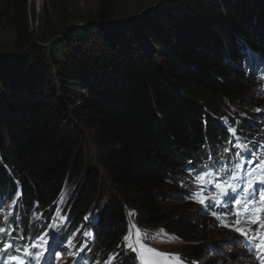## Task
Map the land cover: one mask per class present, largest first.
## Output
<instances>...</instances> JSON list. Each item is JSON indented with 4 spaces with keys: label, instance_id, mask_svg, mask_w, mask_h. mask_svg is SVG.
<instances>
[{
    "label": "trees",
    "instance_id": "obj_1",
    "mask_svg": "<svg viewBox=\"0 0 264 264\" xmlns=\"http://www.w3.org/2000/svg\"><path fill=\"white\" fill-rule=\"evenodd\" d=\"M163 3L149 23L122 28L103 24L114 14L104 0L81 29L69 27L72 17L58 1L67 36L52 52L39 45L62 37L49 12L38 14L28 0H0V27L14 30L21 54L0 57V183L14 189L17 180L25 207L38 202L45 211L74 178L85 180L84 201L110 186L118 197L93 209L101 215L96 250L103 256L126 236L123 200L147 225L167 223L181 201L184 166L206 140L214 146L225 135L208 109L233 121L225 111L252 83L230 67L244 58L236 41L264 56V0ZM262 104L249 105L244 119H254ZM82 214L76 209L72 219ZM175 227L188 235L179 222ZM183 257L198 262L194 250Z\"/></svg>",
    "mask_w": 264,
    "mask_h": 264
},
{
    "label": "rangeland",
    "instance_id": "obj_2",
    "mask_svg": "<svg viewBox=\"0 0 264 264\" xmlns=\"http://www.w3.org/2000/svg\"><path fill=\"white\" fill-rule=\"evenodd\" d=\"M60 1L63 3V6L68 10L69 14L72 17V22L69 27L84 28L90 23L95 21L94 16L97 14L98 9L101 3L104 0H28L30 6H34L36 12L43 14L47 10L50 14V17L54 21V28L57 30V33H61L62 37L56 36L50 42L44 44L39 43L42 47H45L47 51H52L61 44L64 40V37L67 36L65 29L59 22V11L56 3ZM114 5L113 12L110 16V19L103 23L104 25L127 27L131 22H141L143 20H150L158 15H155L159 10H161L164 3L160 4L155 10L147 13H143L146 8L153 6L160 0H111ZM152 16V17H151ZM119 21V22H118ZM100 25L99 22H97ZM30 29L37 36L40 34V25L36 22L30 21ZM85 31V30H84ZM234 33V32H233ZM15 32L9 26L0 27V55H7V53H15L14 41H15ZM95 40L94 36H90ZM261 42V41H260ZM243 40L236 41L237 52L240 53V49L245 45ZM263 45V43H260ZM255 53H252V55ZM0 56V57H2ZM49 56V55H48ZM227 62V61H225ZM239 62V60H238ZM237 61L235 64H239ZM257 62V61H256ZM229 62L227 63V65ZM230 66V65H229ZM232 70L238 69L240 73L245 74V79L251 81L249 84L248 92L243 93L236 101L225 112L231 113V118L239 119V125L242 130L253 131V133L258 137L259 134L254 132L253 126L250 124L248 119H244L243 113L245 110L249 109V105L260 100H264L262 95V90L259 89L258 85L260 84L256 78H248V70H245L244 65L240 64L238 66L231 65ZM250 67L253 68L255 76L258 75V71L255 68V62L250 64ZM247 73V74H246ZM209 115L212 119L216 114L214 111L209 110ZM236 116V118L234 117ZM214 120V119H213ZM87 135V134H86ZM88 150L90 155L94 156L95 151L93 150V141L90 137L87 139ZM4 163H2L3 165ZM185 176L183 172V177ZM183 180V191H186L187 194L181 197V201L178 200L177 205L170 211V220L161 225H147L143 222L140 217L139 210L134 204L123 200L125 214L127 217V233H131L128 240L123 239L120 246L116 247L113 251L116 253L118 261L125 259V264L130 261L132 257H135L131 253V249L127 247L128 244H133L139 248L137 241L140 240L146 247L155 249L160 253H167L171 255L178 254L181 257L182 264H184L183 256L190 252L191 250L195 251V254L198 256V264H235V261H238L239 264L246 261L247 258H243V254L240 252V246L236 239V233H231L227 230L219 229L217 224L213 221L214 217L210 216L208 211L204 208V203L198 202L197 199H192L190 197L195 196V194L190 193L189 183ZM85 181V180H84ZM81 177L74 178L72 183L65 188L62 194L61 203L63 206H67L66 212L71 211L70 215L73 216V212L76 209H81L82 217L91 215L92 210L95 208L105 207L111 200L112 197L117 196L115 191L112 190L110 186H102L97 191L89 193V197L84 201L83 199V189L79 192ZM86 185V183H84ZM83 185V186H84ZM7 187V183H1L0 190ZM79 193L78 199L74 205L72 201L76 194ZM182 195V194H181ZM180 195V196H181ZM7 201L1 202L0 205L4 207L3 223L6 226H10L16 223L15 234L17 239L20 241L22 246H25L29 242L28 233L34 231L37 227L36 221L26 222L23 219L22 208L16 209L15 217L10 216V211L12 210L11 206L6 205ZM194 207V208H192ZM11 209V210H10ZM7 216V221L4 217ZM194 219L195 222H191ZM11 221V223H9ZM102 221V220H101ZM1 222V218H0ZM179 222L180 225L187 228L189 231L188 235L183 236L182 230L178 227H175V224ZM102 223V222H101ZM183 227V228H184ZM139 232V236L137 233ZM184 238V239H183ZM81 236L75 235L70 237V242L78 244L80 242ZM206 250L202 252L201 250ZM146 260L158 259L160 264H178L177 261L172 260L171 262L166 261L163 257H156L155 253L144 252Z\"/></svg>",
    "mask_w": 264,
    "mask_h": 264
},
{
    "label": "snow or ice",
    "instance_id": "obj_3",
    "mask_svg": "<svg viewBox=\"0 0 264 264\" xmlns=\"http://www.w3.org/2000/svg\"><path fill=\"white\" fill-rule=\"evenodd\" d=\"M259 110V109H257ZM240 159H237L235 163V171L232 172L231 180L232 183L225 182L227 188L231 192V196L228 192H224V195L228 197L224 201V206L228 208V212L235 217V224L239 225L241 223H249L250 225H255V227L249 226L247 229L241 227H235V231L239 232L244 239L240 241L247 246V248L253 252L258 253L257 259L260 264H264V158H256L257 163L255 166L249 170L245 167V162H251L253 160V154L249 153L248 157H243V154H238ZM243 170L245 175L241 176L239 171ZM203 179V177H198ZM246 185V187L244 186ZM256 185V186H254ZM216 188L223 191L222 185L220 183L216 184ZM192 199H197L198 202L204 203L203 200H199L197 197L192 196ZM235 202L238 206L235 211L231 208V203ZM15 204L16 201H13ZM213 206V205H210ZM216 215V213H212ZM7 221V216L4 217ZM11 223V221H9ZM231 227L232 225H224ZM7 230L4 227H0V234H6ZM84 235L91 236V233L85 232ZM131 233L124 237L128 240ZM139 236V232L137 233ZM139 248L133 244H128L127 247L137 253L135 259L140 260V264H160V260H146L144 252L155 253L156 257H163L166 261L171 262L175 260L178 264H182L181 257L176 255H171L167 253H160L155 249L146 247L140 240L137 241ZM48 245V240L43 239L41 245L32 244L30 246L15 247L14 243H4L3 247L0 248V264L4 260L7 264H41V259L43 258L44 252L43 247ZM33 249H41L33 251ZM115 257L110 255L108 261L110 262Z\"/></svg>",
    "mask_w": 264,
    "mask_h": 264
},
{
    "label": "water",
    "instance_id": "obj_4",
    "mask_svg": "<svg viewBox=\"0 0 264 264\" xmlns=\"http://www.w3.org/2000/svg\"><path fill=\"white\" fill-rule=\"evenodd\" d=\"M165 0H160L159 2H157L156 4H154L153 6H151V7H148V8H146V10H144L143 11V13L145 12V13H147V12H151V11H153V10H155L158 6H160V4H162L163 2H164ZM144 13V14H145ZM109 22V21H108ZM119 22V21H118ZM107 25V24H106ZM14 55V56H19V55H21V54H15V53H7V56L8 55ZM0 56H2V55H0ZM3 56H6V55H3Z\"/></svg>",
    "mask_w": 264,
    "mask_h": 264
},
{
    "label": "bare ground",
    "instance_id": "obj_5",
    "mask_svg": "<svg viewBox=\"0 0 264 264\" xmlns=\"http://www.w3.org/2000/svg\"><path fill=\"white\" fill-rule=\"evenodd\" d=\"M240 248H242V246H240ZM235 264H239L238 261L234 262ZM240 264H257L252 257H247L246 261L240 263Z\"/></svg>",
    "mask_w": 264,
    "mask_h": 264
}]
</instances>
